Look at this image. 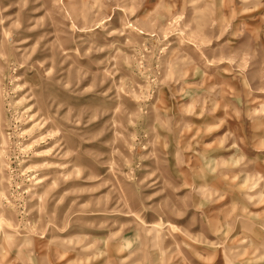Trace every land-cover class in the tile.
Segmentation results:
<instances>
[{
    "label": "rangeland",
    "instance_id": "1",
    "mask_svg": "<svg viewBox=\"0 0 264 264\" xmlns=\"http://www.w3.org/2000/svg\"><path fill=\"white\" fill-rule=\"evenodd\" d=\"M0 264H264V0H0Z\"/></svg>",
    "mask_w": 264,
    "mask_h": 264
}]
</instances>
